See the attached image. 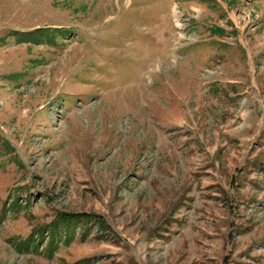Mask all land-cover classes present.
Returning <instances> with one entry per match:
<instances>
[{
	"label": "rangeland",
	"instance_id": "374dc122",
	"mask_svg": "<svg viewBox=\"0 0 264 264\" xmlns=\"http://www.w3.org/2000/svg\"><path fill=\"white\" fill-rule=\"evenodd\" d=\"M0 264H264V0H0Z\"/></svg>",
	"mask_w": 264,
	"mask_h": 264
},
{
	"label": "trees",
	"instance_id": "16d2710c",
	"mask_svg": "<svg viewBox=\"0 0 264 264\" xmlns=\"http://www.w3.org/2000/svg\"><path fill=\"white\" fill-rule=\"evenodd\" d=\"M43 31H49L48 29H35L30 32H21V33H16L13 32L11 35L12 37L20 36L21 38L18 40L19 43H26V44H33V45H42V44H48L51 45L53 44L56 36L63 37L65 36L66 31L62 29H56L52 31V35L49 37L48 42L44 41L42 37L38 36L41 34ZM216 33L218 35L222 34L221 30H216ZM57 34V35H56ZM56 35V36H55ZM12 77V76H11ZM10 79H15V78H10ZM81 226L82 229L85 232H90L91 229L96 226V232L101 236H99L97 233L94 237L104 239L107 237L108 234H110V228L106 225V223L103 221L98 216H93V215H75V214H59L57 219H56V224L53 225L52 231H51V241L50 245L54 243L55 237L59 236L61 233H59L60 229H63V232H68L69 235H71L75 229V227ZM103 235H102V234ZM97 239V238H96Z\"/></svg>",
	"mask_w": 264,
	"mask_h": 264
},
{
	"label": "bare ground",
	"instance_id": "6f19581e",
	"mask_svg": "<svg viewBox=\"0 0 264 264\" xmlns=\"http://www.w3.org/2000/svg\"><path fill=\"white\" fill-rule=\"evenodd\" d=\"M177 21H178V20L176 19V20H175V22H177ZM177 23H178V22H177ZM176 26H177V27H179V25H178V24H177Z\"/></svg>",
	"mask_w": 264,
	"mask_h": 264
}]
</instances>
